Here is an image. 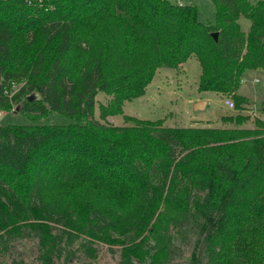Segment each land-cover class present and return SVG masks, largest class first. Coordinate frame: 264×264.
Here are the masks:
<instances>
[{"label": "trees", "instance_id": "1", "mask_svg": "<svg viewBox=\"0 0 264 264\" xmlns=\"http://www.w3.org/2000/svg\"><path fill=\"white\" fill-rule=\"evenodd\" d=\"M211 3L214 23L169 0H0V109L75 121L0 125V243L36 239L43 264L71 263L79 240L91 253L98 242L121 248L119 264H176L191 244L182 264H264L263 120L246 128L239 113L223 117L235 127L214 129L94 118L100 93L110 98L102 119L124 115L160 69L192 57L199 91L243 111V76L264 70V1Z\"/></svg>", "mask_w": 264, "mask_h": 264}, {"label": "rangeland", "instance_id": "2", "mask_svg": "<svg viewBox=\"0 0 264 264\" xmlns=\"http://www.w3.org/2000/svg\"><path fill=\"white\" fill-rule=\"evenodd\" d=\"M178 5H194L199 10V19L203 22L214 23L215 13L211 0H169ZM264 1V0H263ZM243 31H250L251 22L245 17L240 18ZM202 68L196 57H192L179 69H160L148 87L143 97L126 102L124 115L101 118L100 106L107 105L110 98L100 93L96 98L94 118L104 125L117 127L132 126L125 115L139 120L164 122L166 128H214L225 129L235 127L224 122L222 116L232 117L241 113L249 116L250 121L246 128L254 127L255 120L264 121V70H249L245 73L240 84L239 94L247 96L248 102L244 110H231L224 105V100L229 96L211 92H200L198 89ZM20 86H17V93ZM36 98L38 96H35ZM39 98V97H38ZM232 98V97H231ZM200 102H207L201 109H196ZM17 106L11 110H3L5 115L0 120V125H43L61 124L68 125L74 120L59 117L57 114L49 116L39 122H33L24 115L15 112ZM82 241H77L72 249L76 258L69 264H119L121 248L111 247L96 243L93 245L95 252H88L81 246ZM81 249V250H80ZM39 248L36 239H11L6 244L0 243V264H43L39 258ZM193 253V244L186 246L182 258L176 264L188 263ZM53 264H66L65 257L56 258Z\"/></svg>", "mask_w": 264, "mask_h": 264}, {"label": "built area", "instance_id": "3", "mask_svg": "<svg viewBox=\"0 0 264 264\" xmlns=\"http://www.w3.org/2000/svg\"><path fill=\"white\" fill-rule=\"evenodd\" d=\"M182 6V4H181ZM224 105L231 109V110H235L236 109V102L233 98L231 97H227L225 100H224ZM5 115V113L3 112L2 109H0V120L3 118V116Z\"/></svg>", "mask_w": 264, "mask_h": 264}, {"label": "water", "instance_id": "4", "mask_svg": "<svg viewBox=\"0 0 264 264\" xmlns=\"http://www.w3.org/2000/svg\"><path fill=\"white\" fill-rule=\"evenodd\" d=\"M214 36H215V39L218 38V34H217V33H215ZM34 98H35L34 96H31V97H30V101H33ZM203 106L205 107V106H206V103H205V102H200V103L196 106V109H197V110H198V109H201Z\"/></svg>", "mask_w": 264, "mask_h": 264}, {"label": "crops", "instance_id": "5", "mask_svg": "<svg viewBox=\"0 0 264 264\" xmlns=\"http://www.w3.org/2000/svg\"><path fill=\"white\" fill-rule=\"evenodd\" d=\"M246 19V18H245ZM239 23H240V21H239ZM244 32H246V31H244ZM249 31H247L246 33H248ZM244 77V76H243ZM242 80H243V78H242ZM242 82V81H241ZM238 93H239V91H238ZM245 97H247V96H245ZM206 105H207V102H206ZM224 116H222L221 117V119L223 118Z\"/></svg>", "mask_w": 264, "mask_h": 264}]
</instances>
